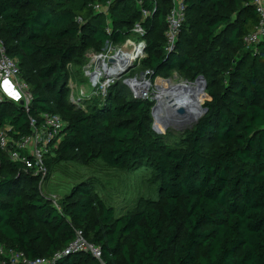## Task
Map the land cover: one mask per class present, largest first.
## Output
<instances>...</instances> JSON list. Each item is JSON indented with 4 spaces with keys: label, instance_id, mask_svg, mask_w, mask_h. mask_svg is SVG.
Segmentation results:
<instances>
[{
    "label": "trees",
    "instance_id": "obj_1",
    "mask_svg": "<svg viewBox=\"0 0 264 264\" xmlns=\"http://www.w3.org/2000/svg\"><path fill=\"white\" fill-rule=\"evenodd\" d=\"M250 3L186 0L170 54V3L157 0L144 21L145 70L154 78L177 70L206 83L205 113L172 146L151 131L152 103L122 86L85 111L64 99L67 63L128 38L141 21L137 0H0V40L32 97L28 112L0 103V130L27 136L29 117L59 115L64 135L44 160L47 173L73 159L119 171L147 167L159 191L157 201L116 216L82 183L57 207L38 188L40 176L0 151V264H13L15 254L50 264H264V41L254 49L244 43L258 22ZM96 5L107 9L109 23ZM78 231L101 261L64 253Z\"/></svg>",
    "mask_w": 264,
    "mask_h": 264
},
{
    "label": "built area",
    "instance_id": "obj_2",
    "mask_svg": "<svg viewBox=\"0 0 264 264\" xmlns=\"http://www.w3.org/2000/svg\"><path fill=\"white\" fill-rule=\"evenodd\" d=\"M164 1L170 3V9L165 19V51L170 54L175 50L185 21L186 0ZM148 3L149 8H152V10L146 7L145 0H137V5L141 7V21L133 25L128 38L117 44L107 42L101 51H93L88 56L83 67V75L87 82V88L92 89L99 96L105 97L107 90L114 86L121 76L133 69H126L120 75L115 74V71L127 63L130 57L133 58L132 64L136 63L137 65L146 57L145 37L147 28L144 26V21L156 12L157 0H149ZM250 4L257 14L258 22L255 29L244 38V43L246 47L254 49L255 46L264 41V0H251ZM94 9L99 13H108L107 9L101 5H96ZM158 82L168 83L164 79L154 78L153 72L146 69L134 77L124 80L123 84L133 99L153 103V92L150 93V91L157 89ZM5 83L9 84V90L16 95L18 105L22 102L21 107L28 112L32 99L31 94L26 83L20 78L16 60L7 55L5 46L0 40V103L4 99L9 100L7 94L3 91ZM155 117L156 115L152 117L154 122ZM29 126L30 134L19 138L9 134V131H12L10 127L6 126L0 130V151L7 153L11 162L22 164L25 170L31 171L40 177L45 176L47 168L44 160L47 156L53 157L54 151L62 142L65 122L59 115L46 113L40 115L38 119L29 117ZM64 253L66 255L69 253L90 254L94 259L101 261L100 249L89 244L80 231L76 232L74 241ZM4 255L6 256V251L0 243V257ZM11 258L13 264H50L39 258L29 260L23 254H15Z\"/></svg>",
    "mask_w": 264,
    "mask_h": 264
},
{
    "label": "rangeland",
    "instance_id": "obj_3",
    "mask_svg": "<svg viewBox=\"0 0 264 264\" xmlns=\"http://www.w3.org/2000/svg\"><path fill=\"white\" fill-rule=\"evenodd\" d=\"M104 17V21L109 23L108 13L104 14ZM91 52H93L92 49L85 53L83 63L77 64L76 62L70 61L66 67L69 81L65 87L64 99L83 111L88 106L96 104L105 98L99 96L92 89L87 88V82L83 75V67ZM136 65L133 69L131 68V71L121 76L115 85L127 89L123 81L145 70L142 62ZM156 78L168 81L169 85L195 84V81H189L183 73L177 70H173L164 76L161 75ZM109 89L105 96H107ZM166 89H168V86ZM152 92L154 97L152 103L153 108L157 105L156 97L160 93V89L151 90L150 93ZM9 100L11 101V99ZM11 102L18 104L16 100ZM204 102L205 98L202 100V105L200 104L201 109H204ZM171 121L172 118H167L161 126L160 124L158 125L156 120L154 122L153 119L151 131L155 136L162 138L167 144L178 146L180 145L184 131L181 130V125ZM82 183L90 184L93 194L107 207H112L116 216L133 213L145 202H154L159 198L157 184L149 168L141 167L133 171H119L106 166L101 160H94L87 164L77 159L58 161L51 168L50 174L47 173L45 176H41V182L38 184V188L43 196L58 207V202L66 196H69L73 188Z\"/></svg>",
    "mask_w": 264,
    "mask_h": 264
},
{
    "label": "bare ground",
    "instance_id": "obj_4",
    "mask_svg": "<svg viewBox=\"0 0 264 264\" xmlns=\"http://www.w3.org/2000/svg\"><path fill=\"white\" fill-rule=\"evenodd\" d=\"M132 57H130L124 65L115 71L116 75H120L126 71L129 65L132 64ZM171 81V80H170ZM168 86V89L166 87ZM157 88L160 89V93L156 97L158 114L155 117L158 125L162 124V118L166 120L170 118V104L169 102H175L176 105L184 107L187 111L195 113L196 115L201 113L200 101L203 96L202 84L198 82L196 85H174L168 83L158 82ZM161 116V118H160Z\"/></svg>",
    "mask_w": 264,
    "mask_h": 264
},
{
    "label": "water",
    "instance_id": "obj_5",
    "mask_svg": "<svg viewBox=\"0 0 264 264\" xmlns=\"http://www.w3.org/2000/svg\"><path fill=\"white\" fill-rule=\"evenodd\" d=\"M136 63L131 64L128 66L127 69L133 68L135 67ZM197 82H201L202 84V92H204L205 88H206V83L205 80L203 79V77H198L195 80V84ZM170 104V118H172L171 122H175L179 125H181V130L185 132L190 131L197 123L198 121L201 119V117L203 116V114L205 113V109H201V113L196 115L195 113H191L189 111H187L184 107H181L180 105H176L175 102H169ZM23 103L20 102L19 106H22ZM151 114L152 117L158 114V110L157 107H153L151 110ZM161 118V116H160ZM162 124L165 123V120L162 118Z\"/></svg>",
    "mask_w": 264,
    "mask_h": 264
},
{
    "label": "crops",
    "instance_id": "obj_6",
    "mask_svg": "<svg viewBox=\"0 0 264 264\" xmlns=\"http://www.w3.org/2000/svg\"><path fill=\"white\" fill-rule=\"evenodd\" d=\"M3 91L5 92V94H7L8 98L11 99V101L16 100V95L13 94L10 90H9V84L5 83L3 85Z\"/></svg>",
    "mask_w": 264,
    "mask_h": 264
}]
</instances>
